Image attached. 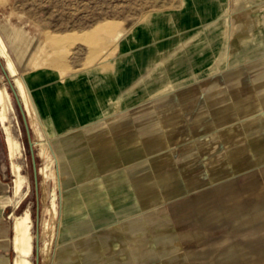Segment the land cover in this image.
Returning <instances> with one entry per match:
<instances>
[{
    "label": "crops",
    "instance_id": "1",
    "mask_svg": "<svg viewBox=\"0 0 264 264\" xmlns=\"http://www.w3.org/2000/svg\"><path fill=\"white\" fill-rule=\"evenodd\" d=\"M3 36L58 161L66 247L53 264H245L239 250L213 248L264 212L262 199L239 200L264 183V0H178L133 25L109 58L71 70L32 69L42 47L20 30ZM8 164L0 128V203ZM9 199L0 264L14 258Z\"/></svg>",
    "mask_w": 264,
    "mask_h": 264
},
{
    "label": "rangeland",
    "instance_id": "2",
    "mask_svg": "<svg viewBox=\"0 0 264 264\" xmlns=\"http://www.w3.org/2000/svg\"><path fill=\"white\" fill-rule=\"evenodd\" d=\"M177 3L178 0H0V33L3 36V34L8 33V31L12 32L20 30L22 35H24L30 43L32 42V45L28 46V48H31L34 45V51L36 52V50H39L40 47H42L37 52V57H34L33 59L32 69L44 66L47 61L57 62L62 65L68 63L70 64V70L72 68H81L83 64L87 62V66L89 67L94 63H99L101 60L109 58L112 53H114L118 42L126 36L133 25L139 23L151 13L173 8ZM3 39L8 47L10 57L15 60V57L13 56L15 54L14 50L9 48L8 42L4 36ZM28 48L23 46L22 51L24 52L19 53V57H16L18 61L16 62V66L18 69L19 63H22L25 56L28 54V52H26V49ZM47 68L53 69L52 66H47ZM67 74L70 73L68 72L65 75ZM19 76L24 83L22 75L19 74ZM4 82L7 92L10 94V100L17 122V127H15L14 132L23 146L24 158L20 163L23 166V173L28 176L30 183L29 195L22 205L15 211L14 215L20 216L25 211H28L33 220L32 232L34 234L36 195L33 187L32 167L26 134L19 112L5 79ZM30 103L36 129V136L31 130V137L36 153L37 169L41 165L37 155L38 150L42 148L48 152V158L45 161V163L48 164V172L44 188H42V180L38 175L40 230L51 198L55 199L56 205L57 224L53 250L50 258V264H53L54 258L58 252L66 247L62 244L66 231L63 226V221L61 220V195L60 191H58L57 180L58 161L54 156L50 143H46L45 141L47 138L42 131L39 121L36 119L31 99ZM4 166L7 170L6 159ZM5 182L10 187L11 177L7 176ZM261 184L262 188L259 186L257 189H246L244 191L245 193L240 195V201H249L247 203L248 209L254 208L256 206L255 204L261 201V199L264 200V196L260 195V193L264 194V183L261 182ZM7 195H9V190L5 196ZM9 198L10 196L5 201L1 202L0 206L5 202H8ZM259 214L261 216L256 218ZM259 214L251 212L249 217L246 215L244 216V220L235 223V228L229 229L228 231L230 232L228 234H234V242L229 245H214L215 248H213V250L215 251V254L221 253L223 249L229 246L228 251L239 250L234 253L236 257L239 255H242V257L245 256L244 261L240 260L241 263L264 264V212ZM253 215L255 218H252ZM247 221H250V224H246ZM12 222L13 218L10 217L4 222V224L9 226L10 224L12 225ZM242 224L248 226L244 227ZM255 226L256 228H253ZM243 228L245 231L246 229H249L247 231L248 233H251V236H248V233L245 231L244 233L242 231L244 230ZM254 229L256 230L254 231ZM224 234L226 235L227 232ZM247 241H250V244H247ZM193 245L195 247V244ZM201 247H204V245L196 244V247L192 249V251L200 249ZM244 248H248V250L242 251ZM259 249H261V253L257 255ZM187 252L189 253L190 249ZM8 256L9 258H13L12 252H10ZM250 256L252 257L248 261L246 258ZM237 259L238 262H240L239 257ZM192 261V264L197 262L201 264H211V261L209 260L204 261L199 259L198 261ZM31 262L34 264V253L31 257ZM232 262L233 261H231V264ZM227 263L228 262H226V264ZM40 264H43L41 257Z\"/></svg>",
    "mask_w": 264,
    "mask_h": 264
},
{
    "label": "bare ground",
    "instance_id": "3",
    "mask_svg": "<svg viewBox=\"0 0 264 264\" xmlns=\"http://www.w3.org/2000/svg\"><path fill=\"white\" fill-rule=\"evenodd\" d=\"M114 43V42H113ZM0 60L3 61V66L10 79L13 88L20 100L24 109L30 131L36 136L33 113L30 99L26 87L21 80L13 61L11 60L7 48L0 37ZM2 73V72H1ZM0 73V128L2 130L4 141L7 150L9 161V170L11 175V194L10 204L13 211L18 209L30 192V183L28 176L23 173V166L20 163L24 158L23 146L20 140L15 135L14 129L17 127L16 117L11 104L10 94L7 92L4 82V76ZM12 80H11V78ZM18 132V131H17ZM33 142V141H32ZM34 147V144H33ZM41 165L37 169L38 175L42 180V188L47 181L48 164L45 161L48 158V152L40 148L37 152ZM45 190V189H44ZM13 222L11 225V247L14 253V258L11 264H33L31 257L34 253L35 258V231L33 229V220L28 211H25L20 216L11 214ZM56 205L55 199L51 198L48 209L45 212L43 225L39 228V258L43 260V264H50V258L53 250V243L56 231ZM41 243V245H40Z\"/></svg>",
    "mask_w": 264,
    "mask_h": 264
},
{
    "label": "water",
    "instance_id": "4",
    "mask_svg": "<svg viewBox=\"0 0 264 264\" xmlns=\"http://www.w3.org/2000/svg\"><path fill=\"white\" fill-rule=\"evenodd\" d=\"M0 71L2 72L6 83L9 87V90L12 94V97L14 99L16 108L19 112L25 134H26V140H27V146L28 151L30 155V161H31V167H32V179H33V187L36 195V212H35V258H34V264H40V258H39V225H40V216H39V177H38V171H37V165H36V153L33 147L32 137H31V131L28 125V120L26 118L24 109L20 103V100L13 88V85L10 81V79L7 76V73L5 71V67L3 66L2 61L0 60Z\"/></svg>",
    "mask_w": 264,
    "mask_h": 264
}]
</instances>
